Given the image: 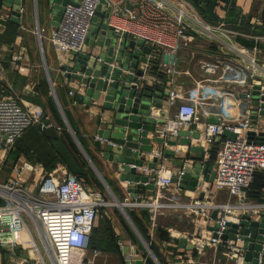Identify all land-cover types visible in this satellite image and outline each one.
<instances>
[{
	"label": "built area",
	"instance_id": "obj_1",
	"mask_svg": "<svg viewBox=\"0 0 264 264\" xmlns=\"http://www.w3.org/2000/svg\"><path fill=\"white\" fill-rule=\"evenodd\" d=\"M72 1L65 5L58 26L49 36L52 47L59 54L71 55L72 51L86 48L88 29L100 9L108 12V26L116 33H130L134 38L143 39L151 51L176 53L181 42L195 37L206 39L210 47L213 45L218 50L197 61L200 77L186 89L178 91L174 88L175 70L172 69L164 99L176 110L165 118L158 132L164 147L168 139L177 137L179 130L192 132L202 123L204 150H210L216 137L221 136L211 161L215 168L212 186L204 187L199 197L190 195L179 190L178 182H172L173 177L181 179L184 165L179 171L163 165L141 166L140 172L148 176L147 183L154 185L152 193L142 195L137 192L122 202L139 211H148L151 229L166 227L167 219L162 221L158 216L160 208L186 209V213L175 217L182 223L186 243L190 242L193 249L184 244L175 256L176 264H243V241L239 238V230H236L234 240L222 235L231 225L240 223L242 214H258L261 208L249 200L254 175L264 171V141L257 140L260 129L252 121V114L257 115L261 108L253 105L251 98L255 80L264 74V57L255 45L260 37L230 29L225 21H210L190 0ZM113 18L124 21L116 23ZM37 34L41 37V30H37ZM237 36L252 39L253 46L233 43L231 38ZM169 40L174 43L170 44ZM14 58L15 61L21 59L20 56ZM260 87L263 89L264 85ZM212 119L217 122H210ZM30 126L40 130L59 129L52 121L46 122L29 112L18 97L0 96V149L8 150ZM224 131L233 132L235 136L222 137ZM3 136L6 137L4 141ZM152 156L162 158L163 151H156ZM33 167L31 165L30 169L39 174V182L34 184L36 191H31L30 184L22 178L27 171L24 163H16L12 169L14 177L0 183V247L15 255L17 248L24 249L27 245L29 251L33 250L32 264H47L29 228L32 224L35 230L40 229L50 264H97L102 252L97 248L90 249L89 243L100 209L109 203L104 201L100 191L85 186L84 180L70 172L66 165L57 163L48 171ZM221 191L227 193V200L219 198ZM213 212H216L215 217ZM200 225L208 236H195L193 228ZM21 235L27 237L23 239ZM189 238L193 240L188 241ZM115 244L123 264H137L132 252H123L125 242L122 238L117 237ZM29 262L26 260L24 264Z\"/></svg>",
	"mask_w": 264,
	"mask_h": 264
},
{
	"label": "crops",
	"instance_id": "obj_2",
	"mask_svg": "<svg viewBox=\"0 0 264 264\" xmlns=\"http://www.w3.org/2000/svg\"><path fill=\"white\" fill-rule=\"evenodd\" d=\"M190 1L210 21L216 23L225 21L227 27L236 30H238L236 25L244 26L246 27L243 29L244 32H251L256 36H259L260 40H258L255 45L256 48H258L259 54L264 57V21L261 19L260 15L264 0ZM20 4L21 11H19L20 16L19 22L17 23L13 21V15L9 6L4 3V0H0V96L18 97L20 103L23 104L29 112L31 111L35 116H40L41 119L46 122L52 121L54 125L59 128L62 120L57 104L51 95L52 91L55 92L58 102L61 104L64 113L70 120L74 131L82 140L85 153H87L88 156V161L92 164L93 169L103 177L106 184L112 189L115 199L120 202L124 201L126 197H130L131 192L129 189L134 185L127 181L120 180V172L116 169L115 164L103 156L102 151L104 150L105 145L109 142L100 139V147L96 148L95 146L97 132L105 125L103 119L105 110L100 107L101 98L96 101L91 99L90 103L78 102L75 100V95L77 93L85 94L86 88L77 80L64 77V71L59 69L62 63L70 62L69 59H71V55L55 52L49 41V36L55 26L53 25L48 0H39V2L38 0L35 2L33 0H20ZM112 20L116 23H123L124 21L116 18H113ZM251 27L252 31L249 30ZM257 27L259 29H255ZM36 29L41 30V37H45L44 40H46L45 46L43 45V40H41L40 44L43 56L39 54V47L37 45L38 39L35 35ZM239 31L241 30L239 29ZM127 35L129 39L134 37V35L130 33ZM245 39L249 40L246 41L245 47H252L254 44V42L251 41L252 39ZM169 43L173 44L174 42L173 40H169ZM216 50L217 49H215L213 45L210 47L209 42L206 39L196 37L195 39L189 38L184 42H181L176 53L166 54L163 51L160 53L159 51L152 50L150 55H146L148 61L146 63L138 64V68L144 71V76L142 77L143 82L141 84H147L157 90L160 89L166 94V91L170 86V84L167 83L168 78L171 71L175 70L173 75L174 88L178 91L186 89L200 77V69L197 61L199 59L208 58L212 55L213 51ZM15 56H20L21 59L15 61ZM255 81L256 85L263 86L264 74L258 76ZM70 91L73 93L70 94ZM102 95L103 93L101 96ZM164 97L165 95H163L161 107L158 108L152 106L151 112L156 114L160 113L166 118L175 112L176 107H169ZM254 115L255 114H252V116ZM252 121L258 130L264 129V127H262L263 125H261L264 123V117L258 116L257 120L252 119ZM202 129L203 124L200 123L198 124L197 129L192 130V132L199 133V137L191 138L189 146L179 144L178 138H176L177 144L175 146L164 145L163 147L161 143L154 142L152 140L154 134L148 132L147 134L150 138V144H152V151L148 153L142 152L141 158L143 159V166H147L148 162L153 158V153L160 150L163 151V157L157 160L155 167L163 165L174 171H179L182 169L183 165L192 164L193 162L199 161L200 163H212L211 161L215 158V156L212 155L220 140H214V144L210 150H204L202 148L204 150L202 153H196L190 150V146L203 147ZM49 130H51V128H47L45 131L49 132ZM23 137L24 138L20 143H14L8 150L0 149V183H4L14 177L13 173L6 168L9 161L10 163L16 162L17 164L24 163L27 165V171L24 172L23 180L26 178L30 179L31 175L34 174V171L30 169L31 165L34 166V169L42 167L44 170L41 163L44 162L43 153L50 147V140L46 138L38 140L34 134H32L31 130L25 132ZM165 149L174 150L175 154H165ZM31 150L33 152L30 153L29 151ZM3 168L8 174L5 173ZM137 168L140 172V167ZM214 169L215 168H213V170ZM95 173L92 174L95 176ZM34 176L36 177H34V180H37L38 176L36 174ZM94 186L97 188L100 187L97 184ZM206 186L211 187L212 183L204 181L203 184L197 185L195 190H189L187 188L181 189L180 187L179 190L199 197L201 190ZM93 190L98 191L95 187ZM152 191L153 189L151 188L143 187L138 190V193L149 195ZM212 191L214 192V190H211V192ZM227 197L228 195L226 192L221 191L219 193V198L221 200H227ZM249 200L252 203L257 204L258 207L261 206L258 213L259 211H264V171L257 172L255 178L252 180V185L249 190ZM124 209L125 211L134 213L139 228L144 231L145 235H148L149 245L151 244L153 246V250L161 261L159 262L157 259L159 264H176L175 256L178 252L182 251V248L180 247V239L184 238L185 234L182 232V223L179 222L175 216L177 214L186 213V209L184 207H166L159 209L158 216L160 220L163 221L167 219L166 227L160 226V229L170 235L172 238L170 240L161 238L160 235L157 234V227L154 229L149 227L150 218H148V211L142 212L129 206H125ZM119 212L120 214H117V212L116 215H112V213L110 216L108 215L107 219H109V222H107V225H109L111 235H114V233L116 235L119 234L120 236H123H121L122 238L126 239V241H124L127 243L128 249L131 252V248H136V244L133 242L134 238L130 234L129 229L132 225L134 226V229L137 227L131 218L130 221L132 222V225L122 216L121 211ZM97 226L98 228L100 227L98 220L95 224V227ZM193 233L198 237L200 235H209V233H206V229L201 225L194 227ZM95 235L98 238L97 247L95 248L98 250L107 252L114 249V247L116 248L115 240L112 247L111 245H109V247H104L103 242L106 237L103 236L102 229L98 232L96 231ZM191 240L193 239L189 238L188 241ZM187 244L191 243L188 242ZM106 248L108 249L106 250ZM138 251L143 258L142 264H148L146 261L147 257L144 256L140 249ZM4 258L5 257L0 250V264H4ZM6 262L7 264H11L12 260L6 259Z\"/></svg>",
	"mask_w": 264,
	"mask_h": 264
},
{
	"label": "water",
	"instance_id": "obj_3",
	"mask_svg": "<svg viewBox=\"0 0 264 264\" xmlns=\"http://www.w3.org/2000/svg\"><path fill=\"white\" fill-rule=\"evenodd\" d=\"M68 2L73 1L48 0L55 27L58 26L63 9ZM4 3L11 9L13 21L18 23L20 0H4ZM260 15L264 21V4ZM107 19L108 12H103L101 9L96 11L94 22L86 35L87 48L83 51H72L70 62L62 63L59 69L64 71V77L75 79L86 88L85 94L75 95L76 101L90 103L91 99L96 101L101 98L100 107L105 110L103 118L105 125L97 132L95 146L100 147V139L109 142L102 151L103 156L115 164L120 172V180L134 185L129 189L132 198L140 188H154L151 182L147 183L148 176L139 172L137 167L143 166L142 152L148 153L152 150L148 132L154 134L152 137L154 142L164 141L158 132L165 122V117L160 113L151 112V107L160 108L165 93L162 90H154L147 84H141L144 71L138 68V64L148 61L146 55L152 52L150 47L144 44L141 38L129 39L126 33H116L108 26ZM260 92H262L261 96H259ZM251 98L252 104L259 105L261 108L257 115L252 116V119L257 120L258 116L264 117V87L261 89L260 86L254 85ZM210 122L214 123L217 120L212 119ZM261 125L264 127V123ZM177 134L179 144L188 146L191 138L199 137V133L188 129H181ZM250 134L252 135L253 132L250 131ZM234 136L233 132L226 131L222 135L229 138ZM2 138L3 141L6 140L5 136ZM176 138L168 139L167 145L175 146ZM220 138L221 136H217L215 140L219 141ZM256 138L260 142L264 141V129L258 131ZM190 150L196 153L204 151L201 146H190ZM164 153L174 155L175 151L165 149ZM157 160L153 157L148 162L147 168H155ZM213 177L212 163L198 161L185 164L181 179L173 177L172 182H178L181 189L195 190V187L203 184L204 181L212 182ZM113 198L115 205L120 206L124 218L132 225L124 209L126 204L118 201L114 196ZM215 214L216 212L212 213L214 217ZM237 229L239 238L243 241V264H264V211H259L257 215L242 214L240 223L231 225L222 237L234 240ZM186 242L185 237L181 238L180 247L185 244L188 249H193L192 244ZM131 252L134 254L135 263L140 264L142 255L138 249L133 247ZM157 264H159L158 261Z\"/></svg>",
	"mask_w": 264,
	"mask_h": 264
},
{
	"label": "rangeland",
	"instance_id": "obj_4",
	"mask_svg": "<svg viewBox=\"0 0 264 264\" xmlns=\"http://www.w3.org/2000/svg\"><path fill=\"white\" fill-rule=\"evenodd\" d=\"M38 2H39V0H38ZM34 5H35V3H34ZM34 9H35V6H34ZM36 26H37V24H36ZM237 29L238 30L240 29L241 32L244 33L243 29H245V27L244 26H238ZM35 32H36L35 35H36V37L38 39L37 45L39 47V54L41 56H43V53H41L40 44H41V40H43V45L45 46V41L46 40H44L45 37H42V38L39 37V35L37 34V29H36ZM218 35L220 36V34H218ZM220 37L221 38H220L219 41H220V43H223V38H222V36H220ZM231 41L233 43L239 45V46L245 47L246 46V41H249V40L244 39L241 36H237V37H232ZM51 95L53 96V99L55 100V103L57 104V108H58V111L60 113V117H61L62 123L59 125V129H54V128L52 129L51 128V130H49V133L52 132L56 137L60 138L62 136L64 137V132H66L71 137V139L74 142L77 150L80 151V153H82L83 158H85L86 162L88 163L89 169L86 166V168L82 167V170L85 171V173H87V172L90 173L89 175L92 176V173H95L96 170L93 169L92 164L88 161L87 153H85L84 148L80 144V142L78 140V136H76L74 129L72 128V126L69 123V120H67L66 115L64 113V110L62 109L61 104L58 102V99L56 97V93L52 91ZM215 153H213L214 156H215ZM15 163H13V162L10 163V161H9L8 164L6 165V168L11 173H13L12 169H13ZM57 163H59V162H57ZM57 163L53 166V168L57 165ZM60 164H62V163H60ZM5 173L8 174L6 170H5ZM95 174L96 175L93 176L92 178H90V180L86 179L87 174H86V176L82 177V179L84 180V185L85 186H87V187H89L91 189H94V187H95L98 191H100L102 193L104 201L109 203V205L103 206L100 209V213H99V216L97 218L98 219V223H100V224L102 223V227L106 231L107 230V225L104 223V221L106 220L108 215L110 216L111 213H112V215H116L117 212H118L117 214H120L119 211H121V214H122L123 217H124V215L122 213V210L120 209V206L118 204L115 205L112 189H110V187H108L106 182H104V180L102 179V176H100L97 172ZM34 175H35V173L31 175V177L33 176L32 178L31 177H30V179L26 178V181H25L27 184H30L29 187H30L31 191H36V187H34V182H39V178L37 180L36 179L34 180V177H35ZM22 178L24 179L23 176H22ZM95 184H98L100 187L97 188L96 186H94ZM126 213H127V211H126ZM184 225H186V223ZM29 228H31L32 234L35 237V240L37 241V244L39 246L40 252L45 256V260H46L47 264H50V261L48 260V257L45 254L44 247H43L42 241H41V237L39 235L40 229L37 227V229L35 230L34 225H32V224H29ZM129 230H130V234L134 238L133 242H135L136 248L138 250L140 249L143 252L144 256H146L148 259H150L153 264H157L158 260H157V258L155 256L154 252L151 249V248H153V246L150 247L149 243L146 242L145 238L143 237V235H141V233L139 232V230L137 228L134 229V227H131ZM106 235H108V233ZM91 236H92L91 237V241H94V240L96 241L97 240L96 239V235H95V230L93 231ZM121 236L119 234L116 235L114 233V235L112 236V239H113V237H115V239L117 237L122 238L123 236L122 237ZM21 238H22V236H21ZM23 239H25V238H23ZM108 239L109 238L107 236V238L103 242L104 247H109L110 242H109ZM122 239L126 241V239H124V238H122ZM116 248L114 247V249H111L110 251H107V252H110V253H107V252L101 250L102 254H101V256H99L97 258L96 263L97 264H102V263H104V264H108V263L109 264H123L122 257H121V252L119 251L118 248L117 249ZM90 249H92V248L90 247ZM0 250L2 252V255L5 257L4 264H7L6 259H11L12 260L11 264H24L26 260L30 261L27 264H32V255L34 256V254L31 251H33V250L29 251V246H27V245H26V247L24 249L21 248V247L17 248L15 255L8 254V252L2 247H0ZM128 250H129L128 249V245L125 242V246L123 248V252L127 253ZM88 253H90V250H88Z\"/></svg>",
	"mask_w": 264,
	"mask_h": 264
},
{
	"label": "trees",
	"instance_id": "obj_5",
	"mask_svg": "<svg viewBox=\"0 0 264 264\" xmlns=\"http://www.w3.org/2000/svg\"><path fill=\"white\" fill-rule=\"evenodd\" d=\"M255 29H259V28L257 27ZM249 30L252 31V27ZM154 90H156V89H154ZM66 118H67V120H69L67 115H66ZM69 123H70V120H69ZM70 125L72 126L71 123H70ZM72 128H73V126H72ZM30 130H31L32 134H34V136L38 140H41L42 138H46V139L50 140L49 141L50 142V147L48 148V150H46L43 153L44 154L43 155L44 162H42L41 164L43 165L44 170H46V171L50 170L51 168H53V166L57 162H59V163H62L63 165H66L68 170H70V172H72L73 174L77 175L79 178H82V177L86 176V174H87L86 179L90 180V178H92L94 176L93 174L91 176V175H89L90 173H88V172L85 173V171L82 170V167L86 168V166L89 169L88 163L86 162L85 158H83L82 153H80V151L77 150V148H76L74 142L72 141L71 137L66 132H64V137L62 136V137L58 138L52 132L49 133L48 131L46 132L45 130H40L36 126H30V128H27L21 134V136L14 141V143L15 144L20 143L23 140V138H24L23 136H24L25 132L30 131ZM75 134H76V136H78L76 132H75ZM78 140H79L80 144L82 145V147L84 148L80 136H78ZM32 150L29 151V152L30 153L33 152ZM84 150H85V148H84ZM212 156H214V155H212ZM255 175H254V178H255ZM250 188H251V186H250ZM142 212H147V211L145 210V211H142ZM127 214L129 216V218H131V220L134 222V224L136 225V227L139 230V232L141 233V235H143V237L145 238L146 242L149 243V237H148V235H145L144 231L139 228L137 219L134 217V213L127 211ZM107 222H109V219L106 218L104 223L107 225ZM98 226L94 227L93 231L95 230V233H96V231L98 232L100 229H102L103 230V236H105L106 238L108 236V238H109L108 240L110 241V245L113 246L114 245L113 244L114 240H116V239H114L115 237H113V239H112L113 235H111V232L109 230V225H107V230L106 231L103 229L102 223L100 224L99 228H98ZM160 228L161 227H157V234H159L161 238H164L165 240L172 239L169 234H167L164 230H162ZM93 231H92V233H93ZM107 233H108V235H106ZM96 239H97L96 241L94 240V241H91L89 243V247H91V248L97 247V243H98L97 242L98 241L97 236H96ZM150 247H152L151 244H150ZM107 249L108 248H106V250ZM151 249H152V251H154L153 248H151ZM154 253L157 256L155 251H154ZM157 259L159 260V262H161L160 259L158 258V256H157ZM4 261H5V258L3 260V263H4ZM146 261H147L148 264L152 263L151 260L148 259V258H147Z\"/></svg>",
	"mask_w": 264,
	"mask_h": 264
},
{
	"label": "bare ground",
	"instance_id": "obj_6",
	"mask_svg": "<svg viewBox=\"0 0 264 264\" xmlns=\"http://www.w3.org/2000/svg\"><path fill=\"white\" fill-rule=\"evenodd\" d=\"M23 238H26L27 236L25 235V236H23V235H21Z\"/></svg>",
	"mask_w": 264,
	"mask_h": 264
}]
</instances>
